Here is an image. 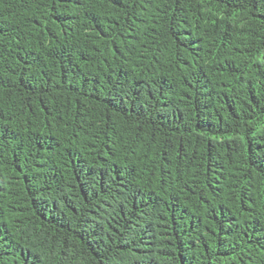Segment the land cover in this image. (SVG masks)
<instances>
[{
	"label": "trees",
	"instance_id": "trees-1",
	"mask_svg": "<svg viewBox=\"0 0 264 264\" xmlns=\"http://www.w3.org/2000/svg\"><path fill=\"white\" fill-rule=\"evenodd\" d=\"M0 264H264V0H0Z\"/></svg>",
	"mask_w": 264,
	"mask_h": 264
}]
</instances>
